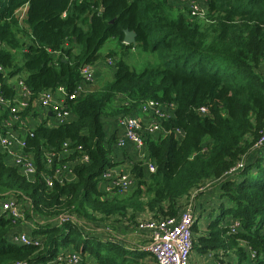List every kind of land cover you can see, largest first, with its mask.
<instances>
[{
	"label": "trees",
	"instance_id": "1",
	"mask_svg": "<svg viewBox=\"0 0 264 264\" xmlns=\"http://www.w3.org/2000/svg\"><path fill=\"white\" fill-rule=\"evenodd\" d=\"M203 1L206 14L197 19L170 14L171 0H0V94L16 96L13 78L28 89L30 102L42 90L63 87V103L75 117L55 125L41 120L26 134L32 179L0 149V195H13L20 206L16 218L0 214V264H65L55 260L70 252L84 262L90 255L97 264H148L141 260L148 251L85 230L83 217L177 216L214 179V201L191 225L193 249L222 259L233 253L226 264H264V143L255 146L264 134V0ZM124 29L135 33L134 44L123 43ZM109 38L126 50L151 52L162 64L136 70L117 58L111 80L76 95L81 66H92ZM147 100L165 111L161 130L144 135L154 172L138 165L132 171L137 161L131 162L134 187L110 196L99 181L113 166L118 138L105 133L103 118L135 115ZM83 154L87 162L71 164ZM62 214L76 221L54 224ZM20 215L38 219L28 245L11 243L21 234Z\"/></svg>",
	"mask_w": 264,
	"mask_h": 264
},
{
	"label": "built area",
	"instance_id": "2",
	"mask_svg": "<svg viewBox=\"0 0 264 264\" xmlns=\"http://www.w3.org/2000/svg\"><path fill=\"white\" fill-rule=\"evenodd\" d=\"M206 14L205 2L203 0H192L189 6V16L203 18ZM110 61L112 59H109ZM113 61V60H112ZM3 72V68L0 65V73ZM93 68L91 65H83L80 68V83L76 87L75 94L86 91V85L92 80ZM19 87V93L12 99H5L0 94V107L8 110V117L2 120V126L5 131L0 132V149L4 153H11L13 148H18V152L13 154V160L11 164L18 167L21 174L27 179L35 177V167L32 160L23 153L24 138H17L13 131V121L20 119V112L25 110L29 105V91L19 80L17 82ZM56 92L60 94L61 101L55 100L54 91L42 90L38 93L36 100L41 108H48L52 112L53 116L59 122L63 119H67L72 115L69 107L63 103L64 89L58 87ZM75 94H70L69 99L75 98ZM140 111L148 113L149 116H153L158 121L142 122L136 117V115L120 116L117 118V122L122 129L123 136L118 138L116 147H123L128 141L132 147L139 151L144 150V135L153 134L161 130V118L165 116L164 107L156 100H147L140 106ZM200 113H205L206 108L201 107L198 110ZM29 132V131H28ZM177 135H181V132L177 130ZM264 143V134L258 140L255 146H260ZM67 144H64L66 147ZM80 149V148H78ZM88 161L87 155H79L71 161V164H79ZM146 170L154 172V164L149 158L143 157ZM72 166L69 168V180L74 179V174H71ZM48 186L51 181L46 180ZM99 183L102 185V190L108 194H114L116 192H122L127 190L134 183V177L130 172H123L121 170H114L110 167L106 168L100 178ZM202 188V187H200ZM199 188V189H200ZM5 201L2 203L0 214L4 213L9 217L16 218L19 216L18 203L15 197L11 194L7 195ZM195 218V212L191 201L186 204L179 216H166L162 218H145L142 222H139L138 228L148 231V239L150 244L147 245L144 250L154 258L156 264H189L191 252L193 250V235L191 225ZM73 220L76 221V217L72 214H62L54 219V224L61 225L62 223ZM238 224H232V231H237ZM148 241V242H149ZM14 245H28L30 239L26 233H21L14 236L11 241ZM253 256V253L251 254ZM57 262L65 264H85L81 258L74 252L61 254L56 258ZM90 264H97L92 261Z\"/></svg>",
	"mask_w": 264,
	"mask_h": 264
},
{
	"label": "crops",
	"instance_id": "3",
	"mask_svg": "<svg viewBox=\"0 0 264 264\" xmlns=\"http://www.w3.org/2000/svg\"><path fill=\"white\" fill-rule=\"evenodd\" d=\"M24 12H25V7L18 10V13L20 15H22L23 17H24ZM76 49H75V51H76ZM110 54H112V56L115 59L120 57V55H118L115 52L111 53V51H110ZM99 60H101V58H99L92 65V68H93V66L95 67V65L98 64ZM99 64L103 65V62H99ZM113 75H114V72H113ZM17 82H18V79H16V78L9 80V84H11L12 86L15 87L16 94L19 93V87L17 85ZM87 90H89V89H86V91ZM54 95H55V100H56V96L60 97V94L58 92H55ZM4 112H5V114L3 115ZM23 112H22L23 115L20 116V119L18 121H16V122L13 121V131L16 132L17 134H19L22 138H25L28 131H30L33 128V126L35 124H37L38 122H40L41 120L45 119V121L48 125H55V124L59 123V121L56 120L55 117L53 116L50 109L41 108V106L38 104V102L35 98L31 100L29 110L26 111V113L24 110H23ZM146 115L141 117V119L145 120ZM7 117L10 119L9 114H8V110L6 108L0 107V118H1L0 119V125H1V127H3L2 126V120L4 118H7ZM148 117H150L149 114L147 115V118ZM74 118L75 117L73 114L68 117L69 120L74 119ZM117 118H116V116H113V117L111 116L109 118H106V121L103 120V128H104V131L107 135H112L115 133L116 137L120 138L123 136V134H122V129L117 122ZM108 120L110 122L108 124H106ZM109 124H110V126H109ZM125 143L126 144L121 148L116 147L114 152L110 155L109 160H111V162H113V164H112L113 166H111L110 168H112L114 170H121L123 172H127V171L130 172L129 163H130V160H133L132 156L135 155L134 154L135 150L128 141H126ZM17 152H18V148H13L11 150V153L10 152L5 153V158H6L8 164H11V162L13 160V154H15ZM216 181H217L216 179L207 181L206 184L204 186H202V188L198 189V191H199V192H197L198 194L196 193L195 197L192 199V201L194 203L193 209H194V212L196 214L198 212L200 215L202 213V210L205 207H207L208 204L211 205L213 203L215 197L213 196L214 192L211 190V188L213 186H215ZM134 184H135V177H134V183L132 184L131 187H134ZM99 187L102 188L101 183H99ZM131 187H129V188H131ZM124 191H126V190H124ZM195 191H197V190H195ZM6 197H8V196L7 195L6 196L0 195V209H1L2 203L5 201ZM186 201L187 200H185V202ZM185 202H183V205L181 207V210L179 211V214L182 211V208L186 205ZM187 202H189V201H187ZM24 205H25V203H24ZM18 207L20 208L19 205H18ZM26 208L28 210V207H26ZM179 214L176 217H178ZM20 216H21V220H22L21 226L19 228L20 233L31 234L33 232V230L38 225L37 224L38 219L35 216L30 217V218H24L23 215H20ZM137 216H139V218L143 217V219H145V218H148L150 216V214L146 211L139 212L136 215L135 220L140 221L139 218H137ZM204 217H206V215L203 211V215L200 219V222L204 223L203 222ZM128 220H129L128 217H123L122 221H119L117 223H113V222L108 221V219H107L105 221H108V223L105 224L104 226L102 225L103 228L97 227L95 233H101L102 230H104V228H105L104 231L107 233L101 234L102 237L111 238L110 232L115 233L118 235H116L115 238H112V239L115 241H117V240L122 241L125 247H129L131 249L138 250L137 252L146 251L143 248H145L144 246L149 241L148 231L137 229V226L135 227L134 225H131L128 222ZM82 221L83 220H81V222ZM202 223H201V225H202ZM108 224H112L113 227H110ZM108 227H110L111 229H109ZM145 254H148V256H150L149 253H145ZM145 254L141 256V260H143V261L147 260ZM227 256H230V258H233L234 254L229 252V255H227ZM86 258H87V261L85 260V262H84L82 260L83 263H85V264L92 263V261H93L92 256L88 255V256H86ZM222 258L223 257H216V253L213 251H209L207 253L201 254V253H198V252L192 250L189 264H219L217 260H219V261L224 260ZM222 264H224V263H222Z\"/></svg>",
	"mask_w": 264,
	"mask_h": 264
},
{
	"label": "rangeland",
	"instance_id": "4",
	"mask_svg": "<svg viewBox=\"0 0 264 264\" xmlns=\"http://www.w3.org/2000/svg\"><path fill=\"white\" fill-rule=\"evenodd\" d=\"M191 2H192V0H171V9L169 8L168 11H169L170 14H178V13H181L184 16H188L189 17L188 11H189V6H190ZM197 19H202V18H197ZM110 51H111V53H114L115 52L118 55H120V57H118V58L123 59L131 67L135 68L136 70H141L145 66H156L158 64L159 65L162 64L160 62V60L157 59L156 55L153 54V53H151V52H144V51H142L138 47H133L131 49H127L126 50V49L123 48L122 44L120 42H118L116 39L109 38L102 45V47L99 50V52H100V58H101V60H99V62H103V65L102 64H99V62H98V64H96L95 67L93 66V77H92V80L86 85V88L87 89H89V90L97 89L100 86H102L105 82H107V81H109V80H111L113 78L114 61H112V60H115V58L112 56V54H110ZM13 54H14L15 60L17 62H19V60L21 58V49L19 47L16 48L13 51ZM109 59H112V60L110 61ZM56 101L57 102L61 101V98L59 96H56ZM146 114L148 115V113H144V112H142L140 110H137L136 113H135L136 117L138 119H140V121H142V122H146V123L149 122V123H151L153 121H158L153 116H150V117L147 118V115ZM119 115H117V116L119 117ZM144 115H146V119L145 120H142L141 117H143ZM106 118H109V116H105L103 120L106 121ZM109 122L110 121L108 120L106 124H108ZM109 126H110V124H109ZM158 132L159 131L153 133L152 135H154V134L156 135V133H158ZM14 133H15L14 135H16L17 138H22L16 132H14ZM134 154L135 155L132 156L133 157V160H130V163L131 162H136V161H137V163L133 165L132 171H133V168L135 166H137V165L142 170H145L146 167H145V163L143 161V157H147V156L145 155L144 150L143 151H139V152L137 150H135L134 151ZM130 163H129V165H130ZM132 171H130V173L133 175L134 173ZM132 188L133 187L129 188L126 191L117 192V193H114V194L128 193ZM197 192H199L198 189H197V191L193 192L190 197H188L187 201H189V202H190V200L192 201V199L195 197V195H196ZM114 194H110V196H113ZM187 201L185 202V204H188L189 203ZM191 203H192V206H194L193 201ZM217 210L218 209L215 208L214 209V212L216 213ZM208 212H209V208L206 209V210H204L205 215H207ZM83 218L85 220V221L84 220L82 221V226H84V229L85 230L88 229L87 231H89L91 233H94V234H97L99 236H101V234L107 233V232L104 231L105 230V228H104V230H102L101 233H95L97 227L103 228L102 225L104 226L105 224L108 223V221L113 222V223H117V222L123 220V217H121V216H112V217H108V218H101V217H99L97 215L96 216L94 215L92 218H87V217H83ZM137 218H139V216H137ZM107 219H108V221H105ZM139 220L140 221H136V222L131 221V220H128V222L131 225H134L135 227L137 226V229H139L138 228V224H139V222H142L143 217L139 218ZM206 220H207L206 217H204V221L203 222H205ZM108 225L110 227H113L112 224H108ZM110 227H108V228L111 229ZM110 235H111V238H115V236L118 235V234H115V233H111L110 232ZM149 244H150V241L147 242V244L144 247H146ZM145 256L147 258V260H145L146 263H148V264H156V262L154 261V259H153V257L151 255L148 256V254H145ZM229 258H230V256H226L224 260H221V261L217 260V261H218L219 264H222V263L225 264L228 261Z\"/></svg>",
	"mask_w": 264,
	"mask_h": 264
},
{
	"label": "water",
	"instance_id": "5",
	"mask_svg": "<svg viewBox=\"0 0 264 264\" xmlns=\"http://www.w3.org/2000/svg\"><path fill=\"white\" fill-rule=\"evenodd\" d=\"M123 43L125 44H134L135 42V33L133 31H129L127 29L123 30Z\"/></svg>",
	"mask_w": 264,
	"mask_h": 264
},
{
	"label": "clouds",
	"instance_id": "6",
	"mask_svg": "<svg viewBox=\"0 0 264 264\" xmlns=\"http://www.w3.org/2000/svg\"><path fill=\"white\" fill-rule=\"evenodd\" d=\"M114 61V60H113ZM19 81V80H18Z\"/></svg>",
	"mask_w": 264,
	"mask_h": 264
}]
</instances>
